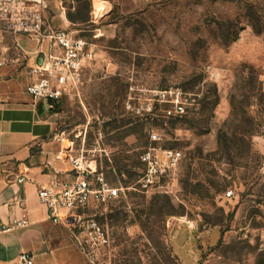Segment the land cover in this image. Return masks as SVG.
Segmentation results:
<instances>
[{
    "label": "rangeland",
    "instance_id": "rangeland-1",
    "mask_svg": "<svg viewBox=\"0 0 264 264\" xmlns=\"http://www.w3.org/2000/svg\"><path fill=\"white\" fill-rule=\"evenodd\" d=\"M104 13L58 116L66 147L124 188L89 264H264V0H108ZM171 88L188 95L182 116L154 99ZM149 147L182 157L144 188Z\"/></svg>",
    "mask_w": 264,
    "mask_h": 264
},
{
    "label": "crops",
    "instance_id": "crops-1",
    "mask_svg": "<svg viewBox=\"0 0 264 264\" xmlns=\"http://www.w3.org/2000/svg\"><path fill=\"white\" fill-rule=\"evenodd\" d=\"M80 2L49 0L48 22L84 38L94 49L87 29L92 23L100 35L105 13L98 17L99 6L108 0H91L87 20L73 15ZM2 47L6 63L0 66V264H23L24 252L34 264H89L70 228L53 222L38 197V190L55 176L74 174L65 156L68 136L58 129L59 114L46 110L40 116L39 103L28 92L39 43L23 34L5 33ZM23 219L28 225L17 226Z\"/></svg>",
    "mask_w": 264,
    "mask_h": 264
},
{
    "label": "built area",
    "instance_id": "built-area-1",
    "mask_svg": "<svg viewBox=\"0 0 264 264\" xmlns=\"http://www.w3.org/2000/svg\"><path fill=\"white\" fill-rule=\"evenodd\" d=\"M49 7V0H0V66L6 63L1 56L5 33L37 39L39 49L36 63L30 68L33 81L28 92L36 103L44 100L48 112L59 114L68 86L78 85L85 64L94 57V50L84 38L74 36L68 29L52 27L48 22ZM153 95L157 102L168 106L165 116H182L188 112V95L181 88L156 90ZM156 139L158 135L152 134V140ZM66 150L73 176H55L38 190V197L49 218L66 224L82 251L90 257L95 246L109 242L97 217L122 197L124 188L112 183L98 159L77 150L73 141ZM181 157L179 150L145 149L140 155L144 170L139 184L152 187L161 177L172 175ZM16 224L25 227L28 220ZM20 258L23 264H34L26 252Z\"/></svg>",
    "mask_w": 264,
    "mask_h": 264
},
{
    "label": "water",
    "instance_id": "water-1",
    "mask_svg": "<svg viewBox=\"0 0 264 264\" xmlns=\"http://www.w3.org/2000/svg\"><path fill=\"white\" fill-rule=\"evenodd\" d=\"M39 115L40 116L46 115V103L44 100L39 102Z\"/></svg>",
    "mask_w": 264,
    "mask_h": 264
},
{
    "label": "bare ground",
    "instance_id": "bare-ground-1",
    "mask_svg": "<svg viewBox=\"0 0 264 264\" xmlns=\"http://www.w3.org/2000/svg\"><path fill=\"white\" fill-rule=\"evenodd\" d=\"M105 8H106V3H102L101 6H99V13L101 14Z\"/></svg>",
    "mask_w": 264,
    "mask_h": 264
},
{
    "label": "trees",
    "instance_id": "trees-1",
    "mask_svg": "<svg viewBox=\"0 0 264 264\" xmlns=\"http://www.w3.org/2000/svg\"><path fill=\"white\" fill-rule=\"evenodd\" d=\"M60 110V109H59Z\"/></svg>",
    "mask_w": 264,
    "mask_h": 264
}]
</instances>
